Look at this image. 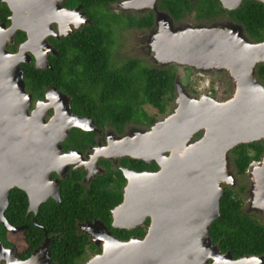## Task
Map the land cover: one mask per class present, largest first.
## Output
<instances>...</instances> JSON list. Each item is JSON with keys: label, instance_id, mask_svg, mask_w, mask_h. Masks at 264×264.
Returning <instances> with one entry per match:
<instances>
[{"label": "water", "instance_id": "95a60500", "mask_svg": "<svg viewBox=\"0 0 264 264\" xmlns=\"http://www.w3.org/2000/svg\"><path fill=\"white\" fill-rule=\"evenodd\" d=\"M65 1L1 0L10 15L9 25L0 22V224L11 233L26 226H12L5 218L10 191L26 193L27 215L33 213L35 222L41 203L48 198L60 202L59 179L53 181L50 175L56 171L60 179L66 177V168L59 172L64 162L59 143L72 128L87 130L82 124L95 129L91 119L72 114L69 98L56 88L49 90L54 101L46 94L48 102L39 101L28 111L31 97L25 92L20 64L34 59L36 68H49L50 55L57 56L49 37L66 38L91 24L81 5L67 8ZM159 1L118 2L124 13H153L146 39L152 67L190 68L197 76L226 74L231 91L223 100L207 93L194 95L176 75L175 106L169 114L149 128L133 127L113 137L96 151V161L130 158L154 162L158 170L122 169L127 181L123 200L111 211V226L118 229L132 230L149 218L144 238L120 241L102 222L89 223L81 230L102 251L85 264H264V256L234 259L209 237L211 224L220 218L226 187L234 186L231 151L238 145L263 146L260 159L250 163L245 174L250 180L251 211L264 217V84L257 77L258 66L264 65V40L252 41L231 19L196 25L175 21L158 9ZM243 1L219 3L233 11ZM18 31L26 37L12 53L8 47L14 45ZM50 108L54 112L46 120ZM51 242L45 231L42 243L21 260L15 246L4 247L0 241V264H58L50 258Z\"/></svg>", "mask_w": 264, "mask_h": 264}, {"label": "trees", "instance_id": "16d2710c", "mask_svg": "<svg viewBox=\"0 0 264 264\" xmlns=\"http://www.w3.org/2000/svg\"><path fill=\"white\" fill-rule=\"evenodd\" d=\"M122 0H66L64 6L75 8L81 5L91 24L75 31L67 38L57 41L50 39L59 56L50 57L51 69L42 73L34 72L29 78L35 84L52 83L64 92L71 94L73 105L81 104L95 122H110L121 129L125 123L136 127L149 128L168 112L163 100H174L175 66L158 69L143 65L137 60H126L121 67L111 65L112 49L115 45L114 32L118 27L150 29L153 25V13L138 18L129 15H115L109 6ZM158 9L167 12L175 20H183L186 15L195 12L196 19H216L229 17L241 24L247 36L254 42L264 40V4L254 0H244L239 8L227 11L219 0H160ZM10 12L0 0V22L9 23L6 17ZM25 34L18 31L15 44L9 46L16 50L25 40ZM63 77V80H59ZM258 80L264 84V65L257 68ZM58 79V80H57ZM57 80V81H55ZM189 92L194 93L190 86ZM146 107L155 111L149 116ZM261 143L241 144L231 151L233 166L237 175H244L253 161L262 155ZM142 169H156L155 163L148 165L139 162ZM64 183L60 202H49L41 206L35 219L26 217V199L22 192L12 190L9 195L5 218L12 226L26 225V229L11 233L0 224V241L4 247L15 246L21 260L29 258L33 250L44 238V232L52 237L49 245L53 263L76 264L86 252L88 237L77 231V222L84 218L97 217L109 222L108 209L119 200L113 193L104 190L91 195L76 193L73 186ZM220 218L213 221L209 237L213 245L222 253L231 252L234 259L243 256H264V223L241 209V201L232 191L227 190L220 200ZM143 234L144 228L137 229ZM117 233V231L114 230ZM9 236H16L23 244L19 250Z\"/></svg>", "mask_w": 264, "mask_h": 264}, {"label": "flooded vegetation", "instance_id": "af4514ba", "mask_svg": "<svg viewBox=\"0 0 264 264\" xmlns=\"http://www.w3.org/2000/svg\"><path fill=\"white\" fill-rule=\"evenodd\" d=\"M108 8H109L110 12L115 14V15L123 16V15L131 14V13L122 12L121 9L119 8L118 2L110 5ZM117 9L120 10L119 13L117 12ZM81 12L84 13L85 18L90 19L87 16V13L82 10V8H81ZM138 15L139 16H134L131 14V16H133L135 18L143 16L142 14H138ZM188 16H192L194 21H199L201 23H209L213 20H220V19H230L228 16L227 17H221L220 16L216 19H211V20L196 19L195 12L186 15L185 18H187ZM8 17H9V15L6 17V19ZM7 21H8V19H7ZM6 24L9 25V23H6ZM84 26H86V25H83L80 29H82ZM53 28L55 29L56 26L53 25ZM117 29H121V27H118ZM127 29H134L135 33L140 32V33H142V35L146 31V29H138L135 27L127 28ZM62 38H64V37H61L59 40H61ZM50 39H55V40H57V39L55 37H49V39H48L49 43L54 47V45L50 41ZM114 39H116L115 40L116 43L113 46V49H112L113 54L111 55L112 57L110 60H111V65L114 68H119L122 66L123 62L118 63L116 60L113 59V56H115V54H116L115 51H117V49L121 43L117 41V38L115 37V35H114ZM59 40H57V41H59ZM19 44L17 45L16 50H14V51H11L9 49L8 50L11 51L12 53H15L18 49ZM55 50H56V48H55ZM141 51H144L143 47H141ZM56 52H57V56H59V52L57 50H56ZM57 56L50 55V57H57ZM130 60L141 61L140 59H130ZM48 67L49 68H47V69L36 68L34 59H32L30 61V63H21L20 64V68L23 70V81H24L25 92H26V94L30 95V97H31L30 105L28 108L29 113L32 112L36 108V105L39 101L40 102L42 101L43 103H44V101L48 102L46 97H45L46 94L49 96V98L50 97L52 98V101H54L53 95L51 96V94L49 93V90L52 88H56L58 91H60L61 93H63L64 95H66L69 98V105H70V110H71L72 114H74L78 117H81V118L91 119L93 121L94 127H95L94 130H92V129L88 130L90 128V126L87 124H82L87 128V130L80 129V128H72L68 131L67 137L59 143L60 149H61L59 153H60V156L62 158H64L63 166H61V168L59 169L60 170L59 172L63 174L64 169L66 168V177L64 179H60L58 176V173L56 171H53L50 173L51 179L53 181L59 179V192H61V189H62L64 183L66 182V185L68 187L73 186L75 189V192L78 194H80L81 192L86 193L87 191H89L88 193L91 192V195H94V194L102 193L104 190H106L110 194L113 193L115 198H117V200H119L115 205H113L112 207H110L108 209L109 216H110L108 223L106 222V220L102 221L100 218H97V217L84 218V220L82 222L76 221L75 225L77 226V231L82 233L83 235H85L83 233V231L81 230V228L86 229V227L89 223H94L95 221H100L110 230L112 235L120 241H128L131 238H136V239H140V240L143 239L144 236L146 235L147 229H148L149 224H150L149 218H147L140 226H138L132 230L118 229V228H113L111 226V224H112L111 211L116 206H118L123 200V191H124V187L126 186L127 181L123 175L122 169H128V170L136 172V173L156 172L158 170L157 165L155 164L156 169H154V170H152V169L145 170V169L141 168L142 166L139 164V162H142V161H140V160H134V159H130V158H118L116 161H114L112 159L99 158L96 161L93 157L98 149L107 146V143L110 141V139L112 140L113 137L120 136L124 132L131 130L133 127H136V126L134 124H131V123H125V124H123L122 127H120L121 129H118V128L114 127L108 121H105L103 123L95 122V120L93 118H91L88 114H86V111L84 110V107L81 106V104L73 105L71 94L64 92L62 89L58 88L57 85H54L52 83H47L46 85L35 84L29 78H25L29 74L33 75L34 72L42 73L44 71H48L51 69L50 64ZM57 80H55V81H57ZM59 80H63V77H59ZM55 103L56 102H54V104ZM51 104H53V102ZM53 112H54L53 108H50L48 110L47 115H46V120H49V118L52 116ZM198 136H196V137H198ZM94 161H96V164H94ZM153 163L154 162H152L151 164H153ZM151 164H148V165H151ZM89 174H90V176L88 177ZM244 175H245V173H244ZM244 175H238V177H244ZM39 184H40V182L38 183V186H39ZM40 189L43 190L42 187H40ZM12 190H18L24 194L25 199H26V214H25V216L30 217L31 221L33 222V220H32L33 213H29L27 215V208H28L29 202H28V197H27L26 193L20 189H17V188H14ZM227 190H230L234 193V189H232L230 187H226V191ZM241 191H242L241 193L243 194L245 191V188H243V189L241 188ZM49 202L57 203L53 198H48L45 202L40 204L39 209L41 208V206L43 204L49 203ZM242 207L243 206H242V201H241V209L243 210V212L245 214H248V215H253V213H251L252 211H251V207L249 204H247V207L244 209ZM37 214H36V216H37ZM33 223L35 224V222H33ZM22 226H26V225H22ZM15 227H19V226H15ZM141 228H144V231H143V234L140 235L139 232L137 231V229H141ZM114 230L117 231V233L114 232ZM43 240H44V238H43ZM88 242H89V244L87 245L86 250L87 249H91V250L93 249V252H94L93 257H95L96 255H99L101 253L102 249L100 247H97L93 243H91L89 238H88ZM85 254H86V252H85ZM83 264H85V263H83Z\"/></svg>", "mask_w": 264, "mask_h": 264}, {"label": "rangeland", "instance_id": "374dc122", "mask_svg": "<svg viewBox=\"0 0 264 264\" xmlns=\"http://www.w3.org/2000/svg\"><path fill=\"white\" fill-rule=\"evenodd\" d=\"M120 10L117 9V12L119 13ZM134 16H139L138 14H144L145 13H133L129 12ZM186 23H190L192 25H196L200 23L199 21H194L192 16H188L187 18H184L181 20ZM124 28V29H123ZM134 29H127L125 27H121V29H117L114 33L115 37L117 38V41L120 42V46L118 47L115 56H113V59L116 60L118 63H121L126 60L130 59H140L141 63L143 65L152 67L153 63L150 60V55L147 54V48H146V39L148 30L142 33L134 32ZM116 40V39H115ZM139 44V45H138ZM141 47H143L144 51H141ZM176 74L179 76L180 82L183 84V86H190L194 93V95H200L202 94L201 91H199L198 88H202V86H205L206 84L209 85L211 95H215L220 100H223L228 97V92L231 91V84L230 81L226 78V74H214L210 73L206 76H197L194 71H192L190 68H180L175 67ZM164 104L166 105V110L168 112H171V110L174 108V102L173 99H170L168 97H165L163 100ZM146 111L149 114V116H156L155 111H153L151 108L146 107ZM230 161V160H229ZM230 170L234 175L235 182L234 186L231 187L234 189V193L240 200L242 201V208H246L248 201H249V194L248 190L250 188V180L249 176L246 173L244 177H238V175L235 174L234 168L232 166V163H230ZM236 185V186H235ZM241 188H245L244 193L242 194ZM253 216L259 220L260 223H264V217L259 216L255 214L254 212ZM11 240L14 241L15 245L19 250H22L23 244L20 239H18L16 236L12 237L9 236ZM93 249H87L86 254L77 262V264H83L88 262L90 259L93 258Z\"/></svg>", "mask_w": 264, "mask_h": 264}, {"label": "built area", "instance_id": "2783aa9c", "mask_svg": "<svg viewBox=\"0 0 264 264\" xmlns=\"http://www.w3.org/2000/svg\"><path fill=\"white\" fill-rule=\"evenodd\" d=\"M198 89H199V91H201L202 93L211 94V92H210V89H211V88H209V85H208V84H206L205 86H202V88H198Z\"/></svg>", "mask_w": 264, "mask_h": 264}]
</instances>
